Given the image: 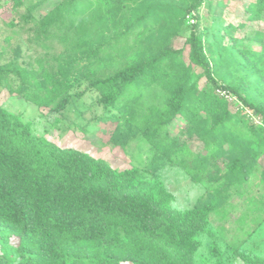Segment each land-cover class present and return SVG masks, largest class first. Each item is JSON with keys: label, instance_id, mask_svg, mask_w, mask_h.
<instances>
[{"label": "trees", "instance_id": "16d2710c", "mask_svg": "<svg viewBox=\"0 0 264 264\" xmlns=\"http://www.w3.org/2000/svg\"><path fill=\"white\" fill-rule=\"evenodd\" d=\"M44 1H11L0 92L48 108L50 127L63 133L104 125L108 143L121 149L141 137L206 188L191 208L173 209L163 182L143 177L144 169L117 171L59 147L0 106V264H205L193 256L197 238L211 234L210 216L252 177L264 186V44L239 47L232 25L208 36L199 25L203 0H63L36 19ZM247 13L260 21L264 0ZM24 34L57 39L63 49L25 66L3 62L10 41ZM84 92L94 100L78 108L73 98ZM209 254L221 256L214 244Z\"/></svg>", "mask_w": 264, "mask_h": 264}, {"label": "rangeland", "instance_id": "374dc122", "mask_svg": "<svg viewBox=\"0 0 264 264\" xmlns=\"http://www.w3.org/2000/svg\"><path fill=\"white\" fill-rule=\"evenodd\" d=\"M11 1L0 0V44L1 36L6 33L5 23L12 17ZM61 1L63 0H45L33 12L34 17L36 19L42 17ZM254 1L256 0H203L198 10L200 28L210 30L208 32L210 36L211 29L215 26L232 25L236 28L233 37L239 47L260 51L264 44V16L256 22L247 20V9ZM218 5L223 7L219 9ZM217 14H220V18ZM185 22L191 25L195 18L188 15ZM256 33L262 34L263 37L257 40ZM186 36L187 29L175 40L174 48L182 47ZM62 49L57 39L51 42L36 41L30 34H24L10 41L3 62L15 60L25 66L29 63L34 64L38 58L57 55ZM83 89L82 86L79 90ZM94 97V93L84 92L81 97H74L73 100L78 108H82L85 104L92 103ZM0 106L10 113L19 115L20 120L29 125L32 133L43 136L59 147L73 148L93 158L104 160L117 171L132 167L144 169L143 177L159 178L163 182L172 195L173 209L191 208L196 199L205 192L206 187L203 184L193 182L179 167L164 162L141 137L132 138L126 148L121 149L108 143L110 128L104 125H93L86 135L74 131L63 133L56 127H50L55 115L48 108H38L6 90L0 92ZM72 109L71 107L69 110L70 118L74 117ZM182 127L183 124L179 121L172 126V130L177 133ZM207 229L211 234L204 232L197 238L193 256L195 263L250 264L238 256V253L248 259L264 258V186L259 182L258 176L251 178L245 190L233 193L225 208L210 216ZM213 244L221 253L220 258L209 254ZM233 248H237L238 253H235Z\"/></svg>", "mask_w": 264, "mask_h": 264}]
</instances>
